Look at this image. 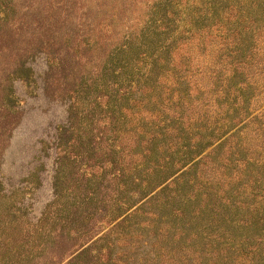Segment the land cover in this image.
Masks as SVG:
<instances>
[{
	"label": "rangeland",
	"instance_id": "374dc122",
	"mask_svg": "<svg viewBox=\"0 0 264 264\" xmlns=\"http://www.w3.org/2000/svg\"><path fill=\"white\" fill-rule=\"evenodd\" d=\"M210 1L216 15L199 0H0V264H164L201 230L204 238L242 237L235 226L242 211L223 205L231 193L217 184L235 171L232 164L220 172L222 162L239 156L233 144L209 155L210 190L189 184L161 192L155 181L174 141L196 150L215 146L218 140L207 137L236 102L247 119L258 115L243 132L247 140L263 131L264 52L251 57L254 37L239 34L235 55L247 65L230 68L220 83L204 60L193 58L211 55L209 47H197L183 32L193 21L190 34L220 41L215 27L229 29L218 18L231 2L254 23L247 33L260 31L264 1ZM138 53L146 58L136 64ZM21 65L26 72L16 74ZM72 101L78 121H92L95 137L84 140L88 160L65 159L56 183L57 136ZM242 153L264 159V150ZM247 170L239 184L264 180V162ZM255 217L248 232L256 235L264 231V209Z\"/></svg>",
	"mask_w": 264,
	"mask_h": 264
},
{
	"label": "trees",
	"instance_id": "16d2710c",
	"mask_svg": "<svg viewBox=\"0 0 264 264\" xmlns=\"http://www.w3.org/2000/svg\"><path fill=\"white\" fill-rule=\"evenodd\" d=\"M199 1L201 3L205 2L207 4H212L206 8L210 9V14L216 15V5L213 1ZM238 3L242 5V1ZM233 4L234 3L231 2L230 8H226L223 11L224 15L222 16V18H218L220 23L227 24L229 28L225 29L224 26H222L221 31L220 25H217V27H215V37L220 38V41L211 40L210 44L205 39L208 34H204L199 31H196L198 33L190 34L191 26L195 24L193 23V21H189L187 23V28L189 29L183 32V36H189L187 40H198L197 47L203 46L204 50L206 47H209V49L211 50V55L208 51L205 56L201 57L199 55L196 56L195 54H193L195 56L193 58L197 60L201 58L202 60H204L208 65L209 76H214L220 83L225 80V76L227 77V72L228 70H230V68L232 70L239 69V71H241V69H243L247 65L245 59L242 61L237 60L235 55L239 52L237 48L241 46V37H238L240 33H246V35L250 39L251 37H254V41H257V43H253L252 45L250 54L251 57H255L258 55V53L264 52V25L260 26V31H251L250 33H247L248 30L254 25V23L249 22V15L244 16L243 9H239L240 11L237 12V9L233 7ZM250 4L254 9H256L257 12V9L259 8L257 2H250ZM239 8H241V6ZM233 11L237 15H232L231 13ZM198 17L200 16L198 15ZM235 40H238L237 43L235 45H231L235 42ZM187 45L189 47L191 46L190 41L187 43ZM190 52L192 51L190 50ZM214 52H216V56L218 57V61L216 63L213 62L212 53ZM247 52H250L248 48ZM232 57L234 62L231 61ZM145 58L146 54L138 53L136 55V58L133 59V63L139 64ZM241 58L243 59L244 57L241 56ZM249 58L250 57H246V59ZM187 59L189 61L188 56ZM232 64L234 65L233 67L227 68L228 65ZM25 72L26 68L22 66L21 68H19V72L16 74L21 75V73ZM203 74L204 71H202L201 69L199 75L202 76ZM198 87L201 88V85H199ZM9 90L11 89L9 88ZM6 101V105L8 106L14 104L12 95H8ZM76 106L77 102L74 103V101L69 104L68 124L66 127H61L58 131V142L56 148L58 150V160L60 162L58 163V166L56 168V183H60V180L64 178L66 165L63 161L65 159H78V161L80 162L88 160L89 157L86 155L88 151L84 149V146H86L84 140L91 136L92 138L95 137L93 133L94 128H90V126L92 125V121H88V125L78 121ZM241 108L242 107L240 103L236 102L230 105L228 109L229 111L227 110L232 114L225 112V118H217L219 119L217 120L219 121V126L211 131L209 133V136L207 137L215 138L218 140L215 146L214 144H212V142H205L203 147H200V149L196 150L193 147L189 148V143H186V145H181L178 143V141H174L171 147L167 150L168 159H166L162 163V165L159 166L157 170H155L157 173L155 181L157 182L158 187H160L161 192L164 190H169L173 186H176L175 188L180 187L179 190L184 189V187L188 186L189 184H191L193 189H199L201 191L208 190L209 188H211L209 183L212 178L209 176V174L211 173L212 169L215 170L214 166L210 162H208L209 155H211V153L215 154V152L220 150L227 151L229 145L233 144V146H235L237 151L239 152V156L238 158H236L235 160H231L230 162L229 159H226L225 162H222V169L220 172L222 174L225 169H230L232 164L235 171L233 175H229L227 178L223 179V181L218 179L219 181H217V184L218 186L221 185L226 187L227 191L231 193V197L229 199L226 198L223 205L227 206L229 209L234 208L236 210L242 211L241 222H235L236 228L244 232L241 237L242 239H234L225 231V233L221 232L213 237L209 236L204 238L203 232L200 229L201 231H199V233H195L194 237L181 249L183 253L182 255L178 257V253L180 252L175 251L172 255L166 256V259L168 257V259L172 260L173 262L165 261L164 264H264V231L261 230L256 235L255 233L252 234L248 232L252 228L251 222L254 218H256L255 215H257L260 209H264V180L255 177V180L251 184V186L247 182L241 184L238 183V181H240L241 175L245 176V170L250 168L256 170L263 166L264 159H261L262 162H258V159H255V157H252V159L251 157L244 156L242 151L249 152V154L251 152H263L264 143L257 139V134H262V136H264V123H259L260 128L263 130L262 133L255 132L254 134L256 136V140H250L249 142L246 136H244L243 132L246 131L247 134L248 130H251L248 128V123H251L252 120L258 119V115L256 114L252 118L247 119L248 117H245V112H242ZM89 118H91V116H89ZM199 119L201 120V115H197L196 119L194 120L196 121ZM257 127L258 125L254 128ZM89 128L90 132L87 131ZM204 132H206V130H204ZM188 133L189 132H187V134ZM73 134H75L74 136L76 137V140L71 144ZM227 143L228 146L226 148ZM210 144H212L214 147H212V149H210V151H208L207 153L202 154V150L206 147H209ZM217 174L219 175L220 173L217 171ZM199 177L201 178V181L196 182L197 186L195 187V183H192V180ZM170 182H172L171 185L169 184ZM221 186H219L218 189H220ZM53 187L54 191H56L57 184L54 183ZM213 192L214 191L208 192L209 199H211ZM57 196L58 194L56 193L55 197ZM239 196L241 197V200L247 199V201H239L237 199V197ZM219 199H221V197H219ZM236 200H238V202ZM208 211L211 212V210ZM249 223L250 226H248ZM181 235H183V233H181ZM168 244L171 245L167 246V249L173 246L170 240ZM194 245L199 246L197 251H189L188 248H193Z\"/></svg>",
	"mask_w": 264,
	"mask_h": 264
}]
</instances>
